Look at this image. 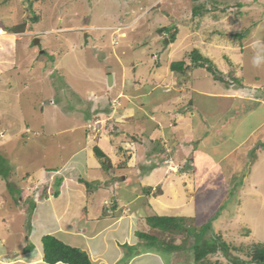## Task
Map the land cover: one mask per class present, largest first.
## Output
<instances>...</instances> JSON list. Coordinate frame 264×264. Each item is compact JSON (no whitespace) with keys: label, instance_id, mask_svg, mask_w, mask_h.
Returning <instances> with one entry per match:
<instances>
[{"label":"rangeland","instance_id":"obj_1","mask_svg":"<svg viewBox=\"0 0 264 264\" xmlns=\"http://www.w3.org/2000/svg\"><path fill=\"white\" fill-rule=\"evenodd\" d=\"M195 5L202 10L194 15ZM0 24H23L28 29L25 34L12 36L18 42L11 52H0V188L11 182L8 190L16 194L26 189L36 191L35 184L42 187L45 183L40 181L48 172L62 169L69 155L85 145L83 130L76 127L70 132V128L81 121L77 117L79 106L90 109L92 105L84 91L97 86L99 81L107 82V67L114 73L122 69L118 53L135 66L127 67L126 71L130 79L127 99L132 100L136 91L149 89L159 79L169 81L170 63L182 59L189 65V54L194 49L228 80H215L208 69L191 65L193 87L214 93L223 89L239 90L264 97V0H0ZM172 33L176 35L170 43L168 38ZM35 37L40 39L39 46L34 45ZM234 74L239 81L231 83L228 77ZM185 78L191 94L190 75ZM170 88L176 89V86L169 85L161 91L174 97L169 103L178 104L184 110L188 108L186 96L168 93ZM192 95L205 98L196 91ZM107 112H111L110 105ZM107 112L103 118L108 116ZM87 119L84 128L93 121L90 116ZM102 126L99 133L102 140L97 149L115 159L118 154L109 155L107 150L111 145L116 147L117 141L108 143L104 138L110 136L105 131L116 129L110 120ZM129 128L128 125L124 129L133 132ZM143 135L142 139L147 140L144 151H156L158 141L150 143L148 135ZM115 136L111 139H116ZM89 139L87 149L90 147L89 152L93 154L97 146L92 147L93 139ZM252 141L253 138L243 145L248 147L246 155L243 151L232 153L207 171L199 184L198 177L191 183L185 180L184 183L195 185L190 187L191 200L174 185L170 193L172 202L182 209L170 212L163 207L162 214L177 217L185 210L197 225L186 232L189 227L175 222L180 228L174 234L169 230L160 229L163 232L160 234L153 229L145 230L157 240L155 248L174 252L181 258L180 264H195L191 249L195 241L202 248L216 246L217 252L206 257L210 264H232L234 258L248 259L254 243H264V153L259 156V143L252 145ZM231 146L227 143L221 147L219 155H228L227 149ZM148 155L144 153L138 160L141 165H154L155 159ZM208 155L211 154L202 155V164L212 163ZM245 156L251 163L247 168H243ZM117 162L112 163L113 167ZM89 165L94 167L93 162ZM102 168L89 174L96 179L91 184L93 189H98L99 183L104 186L98 190V198L105 195L112 199L113 192L118 190L109 179V168L105 166L108 172ZM137 169L143 173L140 177L147 186L156 188L155 179L162 176V171L150 175L149 170L141 171L139 166ZM198 172L199 176L203 174ZM119 173L114 171L113 176L118 178ZM126 173L123 171L122 180ZM236 186L241 190L238 197ZM41 189L46 190V186ZM154 211V214L160 212ZM140 234L136 233L142 240ZM162 234H166L167 241L159 239L158 235ZM143 240L148 244L153 241ZM225 245L227 250L223 252Z\"/></svg>","mask_w":264,"mask_h":264},{"label":"crops","instance_id":"obj_2","mask_svg":"<svg viewBox=\"0 0 264 264\" xmlns=\"http://www.w3.org/2000/svg\"><path fill=\"white\" fill-rule=\"evenodd\" d=\"M14 26L15 24L12 26L0 24V28L6 32L5 35H0V52H11L17 44L16 38L12 37L15 36L14 33H11ZM25 30L26 26L18 33L25 34L28 29ZM3 31H0V34H4ZM263 57L264 53L262 59ZM117 58L122 69L114 73L111 67H107V82L99 81L97 86L84 91L92 105L90 109L79 106L80 113L77 112V117L81 121L77 126L70 128V132L76 127L83 130L85 145L69 155L62 169L48 172L44 180L40 181L45 183L42 187L35 184L38 188L36 191L26 189L16 194L8 190L12 187L11 182L0 188V264H48L43 260L41 241L45 235H52L64 244L84 250L94 264H180L181 258L174 255V252L169 253L155 248L154 241L148 244L143 242L144 238L143 241L138 239L137 232L145 233V230L150 229L157 231L158 234L162 232L159 228L151 226L147 218L167 216L162 214L163 207L170 212L175 209L180 211L182 207L172 202L170 194L174 185H178V189L183 191L182 195L190 197L188 200H191L190 187L195 185H188V181L191 183L198 177L199 184L207 171L231 157L232 153L243 151L246 155L248 147L244 148L245 141L253 138L252 145L259 143L257 147L259 156L264 153V97L253 96L236 89V91L223 89L217 93L198 90L193 87L191 78L193 70L188 69L184 73L170 70L169 81L165 78L159 79L155 86L147 90L139 89L132 100L127 99L126 92L130 89L128 88L130 79L126 71L127 67L135 66L119 57V53ZM237 65L240 67L241 61ZM109 75L112 79L110 84ZM189 75L191 94L185 78ZM233 76L237 78V74ZM169 85L176 86L177 90L170 88L168 93L174 95L181 93L180 95L186 96L188 108L184 110L182 107L179 108L178 104L169 103V99L174 97L161 92L162 88L165 89ZM194 91L205 98L193 96ZM109 105L111 112H107ZM115 105L120 106L116 108ZM105 112L108 116L103 118ZM88 116L92 117L93 121L84 128ZM106 120H110L116 130L113 128L105 131L110 136L104 139L108 143L116 141L118 143L116 147L111 145L107 152L109 155L116 153L118 157L112 159V156L109 157L100 150L107 159L95 156L97 160L94 157L95 153L89 152L90 147L87 149V144L91 137L92 147L96 145L99 148L102 140L99 139L101 137L99 133L104 128L102 124ZM95 121L98 122V126L93 128L96 125ZM128 125L133 132L124 129L128 128ZM119 129L123 133H119ZM143 134L148 135L150 143L158 141L163 147L159 151L145 152L147 140L142 139ZM113 135H116L114 140L111 139ZM227 143L232 145L227 149L228 155L220 156L219 149ZM144 153L155 159L154 165L146 167L139 163ZM207 154L212 155H208L212 157V163L202 164L201 157ZM162 157H165V160L160 161ZM91 159L94 167L89 165ZM115 160L118 161V165L115 163L113 167L112 163ZM169 161L171 164L167 163ZM243 161L246 162L243 168L251 164L246 156ZM105 166L109 168L111 176L109 179L113 180V188L118 190L113 192L115 199H108L105 195L98 198L97 195L100 194L98 190L104 186L99 183L97 185L99 188L93 189L91 184L96 179L91 178L89 174L100 168L106 171ZM138 166L141 171L149 170L147 173L150 175H157L158 170L162 171V176L155 179L156 188L147 186L144 178L140 177L143 173H139ZM114 171L120 172V178L113 176ZM123 171L127 173L122 180ZM198 171H203V174L199 176ZM185 180L188 181L184 183ZM44 186L46 190H40ZM236 188L237 196L241 190L238 186ZM177 196L178 194L175 198ZM154 210L160 212L154 214ZM190 215L185 210L176 215L183 218L181 222L184 226L189 227H185L186 232L190 231L192 225H197L196 222H192ZM150 226L151 228H148ZM165 235L158 237L165 238ZM167 235L170 239V234ZM56 264L66 263L59 261Z\"/></svg>","mask_w":264,"mask_h":264},{"label":"trees","instance_id":"obj_3","mask_svg":"<svg viewBox=\"0 0 264 264\" xmlns=\"http://www.w3.org/2000/svg\"><path fill=\"white\" fill-rule=\"evenodd\" d=\"M201 11L202 7L199 8L197 5L193 8V14L195 15L197 11ZM24 28L23 24L15 25L13 28V32H20ZM159 32H162V29L158 30ZM175 33H172L170 37L168 38L169 42L171 43L175 39ZM191 57V63L189 65L186 64L183 60L180 61H173L170 63V70L184 73L189 69V66L193 67H200V68H206L208 71L211 72L213 75V78L215 80H224L226 76H224L213 64L210 60H208L206 57L202 56L198 50L194 49L192 52H190ZM229 80L231 81H239L237 78L232 77L229 75ZM226 80H228L226 78ZM163 147L162 144H158V147H156V151H159V149ZM95 154L99 158H105L106 156L99 150L97 147H95ZM107 159V158H105ZM86 185H88L87 182H85ZM147 220L152 224L153 227L159 228L161 230H169L171 234H174L175 231L177 232V228H180L179 225H177L175 222H181L183 218L181 217H168V216H153L148 217ZM176 227V228H174ZM196 231H194V235H197ZM179 232V231H178ZM140 236L144 239L153 240L156 242L154 238H152L151 235L146 233H141ZM196 237V236H195ZM42 246H43V260L44 262L48 264H56L59 261L61 263L66 264H94L91 258L88 254L85 253L84 250L73 247L67 244H64L62 241L56 239L52 235H45L41 239ZM152 242V241H151ZM194 243H197L194 241ZM192 244V251H193V257L195 264H210L209 260L206 258L209 254H215L217 252V248L214 245H206L205 247H199V244ZM155 245V244H153ZM169 246V245H168ZM225 249L223 252L227 250V245H225ZM174 248V247H173ZM249 256H247L248 259L243 260L242 259H231L232 264H264V243H254L250 250H249ZM205 259V260H204Z\"/></svg>","mask_w":264,"mask_h":264},{"label":"clouds","instance_id":"obj_4","mask_svg":"<svg viewBox=\"0 0 264 264\" xmlns=\"http://www.w3.org/2000/svg\"><path fill=\"white\" fill-rule=\"evenodd\" d=\"M2 31H3V29L2 28H0ZM163 29V28H162ZM4 32V34H0V35H5L6 34V32L5 31H3ZM10 32V31H9ZM21 32V31H20ZM23 32H25V31H23ZM11 33H16V34H19L18 32H11ZM161 33V32H160ZM37 37H35V39H36ZM34 39V40H35ZM39 40V42H40V39H38ZM35 45V44H34ZM40 45V43L38 44V45H35V46H39ZM41 51V50H40ZM41 53H45V51H41ZM95 124H98V122L96 123V121H95ZM95 127H97V126H94L93 128H95Z\"/></svg>","mask_w":264,"mask_h":264},{"label":"water","instance_id":"obj_5","mask_svg":"<svg viewBox=\"0 0 264 264\" xmlns=\"http://www.w3.org/2000/svg\"><path fill=\"white\" fill-rule=\"evenodd\" d=\"M39 43H40V42H39L38 39H35V40H34V44H35V45H38ZM111 80H112V79H111V76L109 75V77H108V83H109V84L111 83Z\"/></svg>","mask_w":264,"mask_h":264},{"label":"built area","instance_id":"obj_6","mask_svg":"<svg viewBox=\"0 0 264 264\" xmlns=\"http://www.w3.org/2000/svg\"><path fill=\"white\" fill-rule=\"evenodd\" d=\"M34 189H37V186H35Z\"/></svg>","mask_w":264,"mask_h":264},{"label":"bare ground","instance_id":"obj_7","mask_svg":"<svg viewBox=\"0 0 264 264\" xmlns=\"http://www.w3.org/2000/svg\"><path fill=\"white\" fill-rule=\"evenodd\" d=\"M0 31H2V30H0Z\"/></svg>","mask_w":264,"mask_h":264}]
</instances>
